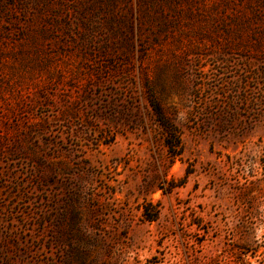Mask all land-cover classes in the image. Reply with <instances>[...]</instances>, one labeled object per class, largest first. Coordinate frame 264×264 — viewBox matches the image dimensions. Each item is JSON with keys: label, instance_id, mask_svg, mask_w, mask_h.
<instances>
[{"label": "rangeland", "instance_id": "obj_1", "mask_svg": "<svg viewBox=\"0 0 264 264\" xmlns=\"http://www.w3.org/2000/svg\"><path fill=\"white\" fill-rule=\"evenodd\" d=\"M258 13L0 0V264H264Z\"/></svg>", "mask_w": 264, "mask_h": 264}, {"label": "trees", "instance_id": "obj_2", "mask_svg": "<svg viewBox=\"0 0 264 264\" xmlns=\"http://www.w3.org/2000/svg\"><path fill=\"white\" fill-rule=\"evenodd\" d=\"M259 22H264V13L255 14L253 17L247 19V23L248 24H250V23H259ZM259 26H258V28L252 29L253 30V34L250 36L251 39H253V41H254V42L250 43V46L252 48H255L256 50H260L263 47V45H264V27H259ZM261 53H262L263 56H261L259 58H261L260 59L261 62L264 63V51H261ZM260 74L261 73H256V78L259 77V76H262V74L261 75ZM248 77L249 76L246 75L244 80H246ZM244 92L246 93V91H244ZM239 99L246 101V100H248V97H247L246 94L245 95L241 94L239 96ZM153 107H154V111L160 116L161 111H160V108L158 107V105H156V103L153 102ZM235 113H236L235 110H230L228 112V114H230V116H232V117H234ZM177 136H178V130L171 124L170 125V139H175V137H177ZM169 147H170V149H172V151H174L175 154L178 153V150H175V144L171 143V140H170ZM154 217L155 216L149 217V220H154L155 219Z\"/></svg>", "mask_w": 264, "mask_h": 264}]
</instances>
